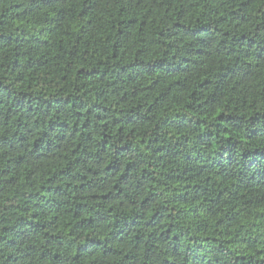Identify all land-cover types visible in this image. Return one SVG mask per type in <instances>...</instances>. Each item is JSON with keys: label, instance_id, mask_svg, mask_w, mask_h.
I'll return each mask as SVG.
<instances>
[{"label": "trees", "instance_id": "obj_1", "mask_svg": "<svg viewBox=\"0 0 264 264\" xmlns=\"http://www.w3.org/2000/svg\"><path fill=\"white\" fill-rule=\"evenodd\" d=\"M0 264H264V0H0Z\"/></svg>", "mask_w": 264, "mask_h": 264}]
</instances>
